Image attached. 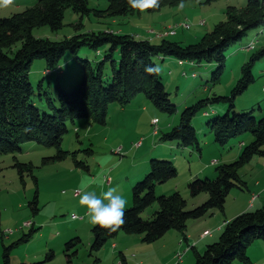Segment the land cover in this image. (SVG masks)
I'll return each instance as SVG.
<instances>
[{"label": "rangeland", "instance_id": "1", "mask_svg": "<svg viewBox=\"0 0 264 264\" xmlns=\"http://www.w3.org/2000/svg\"><path fill=\"white\" fill-rule=\"evenodd\" d=\"M246 3L247 0H191L185 2L182 9L165 6L153 12L137 11L116 17L97 16L94 12L81 17L72 9H67L64 26L60 30L54 32L47 26L39 27L34 29V35L62 40L91 31H110L149 39L154 43H160L166 36L185 46L199 42L217 24L226 21L228 6L241 8ZM34 4L35 0H14L13 5L0 7V18L10 17ZM89 4L92 8L104 10L108 7V0H89ZM252 41H257L256 48L246 49ZM263 47L264 27L251 30L230 48L224 72L217 81L213 80L216 63L193 64L185 61L184 65H180L178 59L170 57L168 59L173 62L164 64L156 57L154 60L161 66L166 90L177 107L174 114L160 110L141 94L126 107L111 105L106 124L91 119L68 123V132L59 147L26 142L17 153L0 152V264L3 263L5 247L14 245L33 227L36 231L29 241L12 247V264H65V243L77 237L81 238L82 244L72 264H124L121 253L129 264H195L196 250L203 253L208 244V241L199 243L202 241V230L216 231V238L211 240L217 241L221 233L217 229L245 211L242 208L249 195L263 193L264 156L256 155L241 167L240 176L246 186L230 192L223 211L216 209L201 219L191 220L192 238L188 239L175 230L153 242H144L139 234L120 232L101 249L92 252L94 225L87 216L86 207L79 203L81 191H94L99 195L109 186L119 185L128 209L133 205V187L145 178L151 160H165L159 157L166 156V160H171L178 169V175L158 185L157 194L170 195L178 190L188 199V208L202 204L207 194L191 197L188 183L195 178H215L216 175L203 174V170L215 173L217 164L235 161L243 146L252 142L253 135L246 132L230 139L225 146L215 142L209 121L226 114L229 104L211 101L205 111L197 114L192 121L202 153L194 148H181L173 142L162 141L161 136L180 123L181 113L187 107L201 100L230 96L243 76L244 65L250 61L252 54ZM104 55L105 49L99 55L88 47L76 55L69 52L60 70L49 75L45 74V60L36 59L31 66L30 80L35 89L43 82L46 90L55 96L58 84L70 90L83 78L79 59L89 58L91 63L96 64ZM112 69L111 63L105 65L108 82H111ZM252 73L255 80L237 96L235 111L252 112L260 120L264 118V58L254 63ZM34 99L42 110L48 109L39 96ZM59 150L66 152V157L53 160ZM16 163L31 165L33 170H26L22 176ZM108 178L111 183L106 181ZM77 192L80 194L76 195ZM36 194L39 210H34L31 204ZM158 208L159 204L155 203L142 216L151 219ZM29 222L31 224L26 225ZM194 223L203 224L202 229L195 228ZM208 234L206 232L204 236ZM193 245H197L196 250L191 248ZM52 253L54 256L47 259V255ZM248 253L253 258L252 264H264V241H256L249 247ZM182 259L185 262L181 263Z\"/></svg>", "mask_w": 264, "mask_h": 264}, {"label": "trees", "instance_id": "2", "mask_svg": "<svg viewBox=\"0 0 264 264\" xmlns=\"http://www.w3.org/2000/svg\"><path fill=\"white\" fill-rule=\"evenodd\" d=\"M187 1L191 0H184V3ZM180 2L181 0H160L158 8L146 11L177 6ZM67 9H72L81 17L90 15L91 12L97 16L116 17L140 11L131 8L127 0H108V7L104 10L90 7L89 0H35V4L26 10L0 18L1 153H17L26 142L59 147L68 132V123L74 124L78 119H91L106 124L111 105L126 107L141 94L160 110L174 114L177 107L170 99L161 73L150 75L145 72L146 66L156 64V57H172L178 61H191L193 64L216 63L213 80L217 81L224 72L230 48L237 45L251 30L264 27V0H247L246 5L241 8L228 6L226 21L217 24L199 42L185 46L166 36L160 43H154L149 39L110 31H91L62 40L34 35V29L39 27L47 26L54 32L60 30L64 26ZM252 42L256 44L251 50L257 45V41ZM85 47L99 55L105 49V55L96 64L91 63L89 58L79 59L84 74L74 88L67 90L58 84L55 96L46 90L43 82L35 89L30 80V71L36 59L45 60V74L49 75L60 70L67 53L76 55ZM262 58L264 47L252 54L250 61L244 65L243 76L230 96L201 100L187 107L181 113L180 123L161 136L162 141L173 142L181 148H194L202 153L192 121L197 114L205 111L211 101L229 104L226 114L209 121L215 142L225 146L230 139L246 132L253 135L252 142L243 146L235 161L217 164L215 178H195L188 183L191 197L207 194V199L202 204L188 208V199L179 191L170 195H158L157 186L175 178L178 169L171 160L153 159L145 178L133 187V205L126 209V223L115 232L101 229L98 225L92 227V252L101 249L120 232L139 234L144 242L156 241L171 230L184 234L190 220L201 219L216 209L223 211L230 192L234 188L244 189L246 182L240 176L241 167L251 162L256 155L264 156V118L258 120L252 112H236L235 100L254 82L252 67ZM107 63H111L113 67L111 82L105 78ZM35 96L46 103V111L37 104ZM65 157L66 152L59 150L52 159ZM15 166L22 176L26 170H33L28 164L16 163ZM38 203L36 194L31 203L34 210H39ZM155 203L159 204V208L153 217L144 218V211ZM35 231L34 227L31 228L14 245L29 241ZM258 240L264 241V206L245 211L228 221L217 241L209 244L203 253L196 252L195 264H252L248 249ZM81 244L82 240L78 237L65 243V264L73 263ZM14 245L5 247L2 264H12L11 249ZM53 256V253L48 254L47 259Z\"/></svg>", "mask_w": 264, "mask_h": 264}, {"label": "clouds", "instance_id": "3", "mask_svg": "<svg viewBox=\"0 0 264 264\" xmlns=\"http://www.w3.org/2000/svg\"><path fill=\"white\" fill-rule=\"evenodd\" d=\"M14 0H0V7L13 5ZM128 5L133 9L145 12L149 8H158L160 0H127ZM178 8L184 7V0H181ZM161 66L158 64L145 67V72L154 75L159 74ZM80 205L87 209V216L93 225L101 229L115 232L126 223V204L120 186H109L106 191L97 195L94 191L82 190L79 200Z\"/></svg>", "mask_w": 264, "mask_h": 264}, {"label": "crops", "instance_id": "4", "mask_svg": "<svg viewBox=\"0 0 264 264\" xmlns=\"http://www.w3.org/2000/svg\"><path fill=\"white\" fill-rule=\"evenodd\" d=\"M162 61H163V63L165 64L166 62H173V61H171V59H168V58H165V59H162V58H160ZM168 59V60H167ZM180 65H182V64H180ZM161 155H164V154H161ZM165 157L166 156H162V157H159V158H164L165 159ZM209 173H210V175H212V176H214V175H216L215 173H213V171H211L210 170V172H207L206 170L204 171L203 170V174H206V175H209ZM211 177V176H210ZM175 191H178V190H175ZM263 192V193H262ZM261 193L262 194H260V193H251L250 195H249V197H248V200H246V202H244V206H243V208L242 209H244L245 211H248V210H254L256 207H259V208H261L262 206H264V190L262 191ZM200 196V195H199ZM254 196L256 197L255 199H254ZM207 197L208 196H206V199H207ZM245 201V200H244ZM197 205H199V204H196V206ZM258 209V208H257ZM244 211V212H245ZM227 222H224V225L226 224ZM191 220L188 222V226H187V229H186V231L184 232V236H187V239H188V237H190V238H192V235L190 234V232H191ZM224 225H222V227L221 228H218L217 229V232H222V230H223V227H224ZM193 226L196 228H198L199 230H201L202 229V227H203V224H201V223H194L193 224ZM206 232H209V234L208 235H205L204 236V233H206ZM215 232L216 231H211V230H208V229H204V230H202V232H201V236H200V239L202 240V241H200L199 243H201V242H203V241H208V244H207V246L209 245V244H211V243H213L214 241H216V240H211V239H215L216 238V236H215ZM221 234V233H220ZM213 241V242H212ZM198 242V241H197ZM196 242V243H197ZM198 243V244H199ZM197 244V245H198ZM197 245H193V246H191V248L192 249H195L196 250V247H197ZM207 248V247H206ZM196 252H199V250H196ZM185 253V255H186V253H187V251H185L184 252ZM122 254V256H123V260H124V264H129V261L127 260V258H126V256L123 254V253H121ZM250 258H251V261H252V263L254 262L253 261V258L250 256ZM182 262H185L183 259H182V261H181V263ZM175 264V263H174Z\"/></svg>", "mask_w": 264, "mask_h": 264}, {"label": "built area", "instance_id": "5", "mask_svg": "<svg viewBox=\"0 0 264 264\" xmlns=\"http://www.w3.org/2000/svg\"><path fill=\"white\" fill-rule=\"evenodd\" d=\"M255 46V44L254 45H250L247 49H251V48H253ZM181 62H182V65H184V63H185V61H182L181 60ZM155 123L157 122V120H155L154 121ZM157 132V129H155V133ZM108 183H111V179L110 178H108L107 180H106ZM80 193L79 192H77L76 193V195H79ZM256 197L254 196V199H255ZM31 223L29 222V223H26V225H30ZM179 257L180 258H182V256L181 255H179Z\"/></svg>", "mask_w": 264, "mask_h": 264}, {"label": "bare ground", "instance_id": "6", "mask_svg": "<svg viewBox=\"0 0 264 264\" xmlns=\"http://www.w3.org/2000/svg\"><path fill=\"white\" fill-rule=\"evenodd\" d=\"M253 45V44H252ZM179 64H182V62L181 61H179Z\"/></svg>", "mask_w": 264, "mask_h": 264}]
</instances>
